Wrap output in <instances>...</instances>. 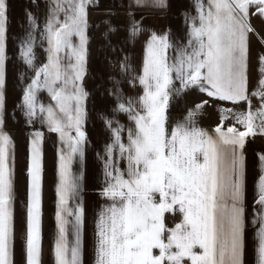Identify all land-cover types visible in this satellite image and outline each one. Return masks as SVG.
<instances>
[{
  "label": "snow or ice",
  "instance_id": "snow-or-ice-1",
  "mask_svg": "<svg viewBox=\"0 0 264 264\" xmlns=\"http://www.w3.org/2000/svg\"><path fill=\"white\" fill-rule=\"evenodd\" d=\"M98 2L49 0L40 36L47 43L46 63L35 64L32 32L20 48V58L35 74L18 107L29 123L39 119L59 139L54 264H84L83 172H75L73 165L79 160L82 167L87 144L89 93L83 85L90 43L87 9ZM195 4L198 23L190 24L186 45L174 49L167 33L153 31L147 38L142 70L135 77L142 94L125 100L119 81L108 89L117 101L113 111L125 114L131 126L125 129L118 121H104L111 140L101 157L100 195L106 203L95 219L94 264H245L244 148L247 138L264 135V53L258 56L257 86L249 93V36L255 33L251 17L264 19V0H207L206 4L195 0ZM133 7L165 9L167 0H129V9ZM7 12V0H0V264H14L15 238L14 144L3 131ZM128 16L127 38L134 39L143 31L142 20L131 10ZM28 20L34 31L37 23L31 13ZM105 23L107 37L115 29ZM260 42L264 44V38ZM126 61L125 57L121 62L122 72L129 70ZM190 90L233 105L245 102L248 110L221 108V124L212 134L197 125L208 104L205 100L169 129L173 101ZM41 91L47 92L51 103L39 101ZM252 97L260 100L255 111ZM228 119L234 124L224 127ZM42 143V132L30 134L26 264H42ZM121 162L126 165L123 169ZM259 162L251 224L257 264H264V154H259ZM169 213L180 216L173 227L166 223Z\"/></svg>",
  "mask_w": 264,
  "mask_h": 264
},
{
  "label": "crops",
  "instance_id": "crops-1",
  "mask_svg": "<svg viewBox=\"0 0 264 264\" xmlns=\"http://www.w3.org/2000/svg\"><path fill=\"white\" fill-rule=\"evenodd\" d=\"M110 1V0H109ZM182 2V5L167 0L165 9H138L133 7L129 9V0H123L122 4L115 5V10L123 8L122 23H112L114 32L126 31L122 38L113 33L108 34L106 42H96L92 38V25L99 24L98 9L102 1L99 0L98 6L90 5L88 11V22L90 24L89 56L87 64V76L84 78L83 85L89 93L86 107L87 120L84 124V131L87 136V144L85 146V155L83 165L77 160L73 167L74 171L83 172L82 180V200L85 209L84 223V264H94V232L95 219L102 205L106 203L105 199L100 195L104 187L103 176V160L105 146L111 140V132L106 127L105 119L118 121L121 125L131 126L127 116L122 113L113 111L116 104L115 95H110L108 89L114 88V81H119L124 99L128 97H138L142 94V88L135 77L142 70L144 48L146 40L151 32L158 35L167 33L173 48H178L187 44L188 31L191 23H198L196 20V4L195 0H176ZM108 2V1H107ZM106 2V4H107ZM207 3V0H204ZM49 0H7L8 5V21H7V55L6 62V87L5 98L6 108L3 131L10 134L14 144V264H26V255L24 249V234L26 230V204H27V164L29 155L30 134L34 131L43 133L42 143V264H54L52 256V246L56 234V185L58 182L57 165H58V148L59 139L57 134L49 132L39 119L29 123L24 115L21 104L23 89L30 83L34 76V71L29 69L20 58V48L23 42L28 39V34L32 32L35 36L33 51L35 54V64L37 66L46 63L47 48L46 41L40 38L43 32V25L48 13ZM111 4V1H110ZM177 4H179L177 6ZM103 6V5H102ZM176 6V9L173 11ZM131 10L132 15L136 19L142 20L143 31L137 38L128 39L129 16L125 17L127 11ZM254 11V9L252 10ZM91 12L96 16H90ZM31 13L37 23L36 29L33 31L28 20V14ZM252 27L255 33L249 36L250 56H249V93L257 86L259 79L258 56L264 53V44L260 42L264 38V19L259 16L251 17ZM120 25V26H119ZM109 24L107 25L108 28ZM259 34V36L256 35ZM89 35V29H88ZM121 35V34H120ZM117 37L116 40H112ZM94 45L97 46L96 50ZM100 45L102 51H100ZM106 55V59L116 61V67L112 69V73L107 76L99 75L100 68L99 55ZM175 55V52H172ZM103 57V56H102ZM127 58V64L130 66L128 71H121V62ZM109 71V70H107ZM113 79H109V77ZM106 78V79H105ZM130 81V82H129ZM178 86V82H177ZM38 99L45 105L51 103L50 97L46 91L38 93ZM207 100L208 104L204 106L201 114L197 117V125L210 133L214 134V129L221 124L220 109L232 108L236 111H247L248 105L241 102L233 105L231 102L213 101L206 94L198 90H190L181 97L175 99L169 109V129L179 120H182L187 114L189 108L195 107L196 104ZM252 110L255 111L260 106V100L257 97L251 98ZM218 108L216 114H212L211 110ZM234 124L233 119L224 122V127ZM239 130L243 131V127L235 125ZM115 127V123L113 124ZM124 142L127 140V131L122 133ZM259 154H264V135L257 134L254 137L247 138L244 148L246 158V208L248 214L246 220L248 225L246 228V252L245 264H257L255 252L256 241L254 239L255 227L251 224L252 208L256 199V183L260 173ZM123 169L126 167L124 162L120 163ZM180 216H173L171 213L166 214V223L169 227H173L179 222ZM258 226V225H257Z\"/></svg>",
  "mask_w": 264,
  "mask_h": 264
},
{
  "label": "rangeland",
  "instance_id": "rangeland-1",
  "mask_svg": "<svg viewBox=\"0 0 264 264\" xmlns=\"http://www.w3.org/2000/svg\"><path fill=\"white\" fill-rule=\"evenodd\" d=\"M101 1H102V4H100V7L98 9V14H97L98 17H99V24L98 25L97 24H93L92 25V29H93L92 30V38L95 39V44H96V42H99V44H100V42H106V38L107 37L104 36V33L107 30V25L108 24H106L105 21H108V22L111 21L112 23L114 22L116 24L117 23H121L122 25L121 26L119 25V26L120 27L124 26V23H122V19L124 17V15H123L124 14L123 13L124 9L123 8H118V9L115 10V8H114L115 5H117L118 3L121 5L122 2H123V0H110L111 1V4H110V1L109 0H101ZM173 1L177 2L176 0H173ZM106 2H107V4H106ZM177 3H179V4L182 5V2H177ZM179 4H177V6ZM173 9L175 10L176 9V6L174 8L172 6V10ZM129 11L126 12L125 17L128 16V12ZM91 15L93 17H95L96 16V13L91 12L90 16ZM125 32L126 31L123 32V30H121V31L111 32V33H113L115 35H118V36H120L122 38V36H123V34ZM111 33H108V34H111ZM89 37H90V24H89ZM116 38L117 37H113L112 38L113 42H114V40H116ZM90 42H91V39H90ZM96 48H97V46L94 45V49L95 50H96ZM100 51H102L101 45H100ZM99 63H100V68H102V70H103V71H100L99 72V75H102V76H105V77L107 76V74L110 75V73H112V69L114 67H116V61L106 59V55H102L101 52H100V55H99ZM107 70H109V71H107ZM213 101H218V100H214L213 99ZM211 107L214 108V109H216V111L211 110V113L212 114H216L218 112V108L217 107H214V105H212Z\"/></svg>",
  "mask_w": 264,
  "mask_h": 264
}]
</instances>
